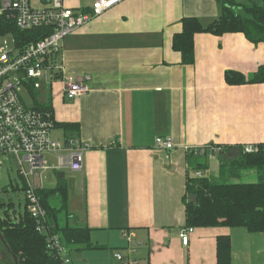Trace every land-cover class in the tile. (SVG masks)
Here are the masks:
<instances>
[{
	"label": "crops",
	"instance_id": "crops-1",
	"mask_svg": "<svg viewBox=\"0 0 264 264\" xmlns=\"http://www.w3.org/2000/svg\"><path fill=\"white\" fill-rule=\"evenodd\" d=\"M91 2L62 0L78 11ZM220 13L221 0H122L61 42L63 76L83 81L86 94L66 98L59 76L38 90L27 87L34 105L52 115L54 140L73 136L88 145L82 169L49 170L56 181L46 187L65 185L69 216L60 223L87 227L97 246H72L70 264H121L114 253L127 255L124 232L133 234L137 264H217L219 236L231 239V264H264V232L218 225L193 227L186 245L179 237L187 226L189 155L207 162L202 175L230 183L258 179L255 169L236 171L231 162L244 145L264 144V82L230 85L224 72L253 74L264 62L263 43L241 32H198L192 63L172 48L183 17L205 27ZM158 136H169L173 148L155 146Z\"/></svg>",
	"mask_w": 264,
	"mask_h": 264
},
{
	"label": "built area",
	"instance_id": "built-area-1",
	"mask_svg": "<svg viewBox=\"0 0 264 264\" xmlns=\"http://www.w3.org/2000/svg\"><path fill=\"white\" fill-rule=\"evenodd\" d=\"M121 1L92 0L88 10L78 11L65 6L62 0H48V4L41 8L34 7L30 0H0V22L10 23L20 31L33 28L50 30L44 38L28 44L12 32L0 33V172L6 160L16 164L18 176L24 184L25 210L32 218L36 232L45 237L47 252L57 260V264H70L71 260L59 235L53 231V224L47 220L38 191L44 187L43 173L47 170L80 171L83 152L88 145L73 136L63 141L54 140L51 137L55 127L52 115L35 105L26 104L21 97V89L31 86L38 90L59 76L66 98L74 99L86 94L89 87L83 81L63 76L64 66L59 58L61 42L79 26ZM154 142L155 146L165 150L174 146L169 136H158ZM256 150L257 146L253 144L243 146L244 152ZM49 157L53 164H48ZM194 175L200 177L202 171L198 170ZM192 230L190 226L180 230L182 244H187ZM123 235L127 242V255L116 251L114 256L121 264H137L131 256L135 251L133 234L124 232Z\"/></svg>",
	"mask_w": 264,
	"mask_h": 264
},
{
	"label": "trees",
	"instance_id": "trees-1",
	"mask_svg": "<svg viewBox=\"0 0 264 264\" xmlns=\"http://www.w3.org/2000/svg\"><path fill=\"white\" fill-rule=\"evenodd\" d=\"M182 28L174 34L172 48L182 55L183 63L193 62V36L198 32H210L221 35L227 32H241L252 43H263L264 46V0H221V13L205 27L197 18L186 16L181 19ZM12 34L25 44L44 38L50 33L47 28H33L20 31L10 23L0 22V33ZM18 39V40H19ZM224 80L227 84L262 83L264 82V62L250 76L240 72L226 70ZM36 108L42 110L41 107ZM56 125V123H55ZM65 130H73V123L57 124ZM232 168L237 170L253 168L258 173L255 183H230L218 180L209 175L196 177L194 172L206 171L208 164L198 157L189 155V173L187 175L184 203L186 225L191 227H210L224 225L243 227L248 232H264V144L257 150L244 152L243 147ZM221 167H224L221 165ZM192 172V174L190 173ZM21 180V179H20ZM22 181V180H21ZM13 187V186H12ZM24 190L15 186L13 191ZM47 212V220L53 224L57 233L69 250L77 245L78 250L97 248L89 239L87 227H72L60 223L67 214V195L64 184L55 188H42L38 191ZM56 199L57 204L52 203ZM0 202V206L3 207ZM8 205V204H7ZM10 203L8 206H12ZM0 216V234L10 253L17 257V264H57L46 249L45 237L35 230L32 218L25 210L10 217L7 210ZM12 264H14V260ZM0 264H7L0 261ZM217 264H231V239L229 236L217 238Z\"/></svg>",
	"mask_w": 264,
	"mask_h": 264
},
{
	"label": "rangeland",
	"instance_id": "rangeland-1",
	"mask_svg": "<svg viewBox=\"0 0 264 264\" xmlns=\"http://www.w3.org/2000/svg\"><path fill=\"white\" fill-rule=\"evenodd\" d=\"M21 97L26 104L34 105L33 101L35 97L29 95L26 86H23L21 89ZM36 98L39 99L38 96H36ZM40 99H42V96ZM47 162L48 164H53L54 161L51 157H49L47 158ZM43 177L45 179V187H52L55 184V174L52 171H45L43 173ZM20 179L21 178L17 173L16 164L13 161L6 160L0 172V202L4 204L3 207L0 206L1 217L5 215V210H7L8 214L12 218L14 216V211L16 213L23 211L24 195L21 190L13 191L15 186H18L19 188L22 187V182ZM10 203H13V205L8 206ZM11 259L13 258L10 256V254L6 252V249L2 245H0V261H3L7 264H12Z\"/></svg>",
	"mask_w": 264,
	"mask_h": 264
},
{
	"label": "water",
	"instance_id": "water-1",
	"mask_svg": "<svg viewBox=\"0 0 264 264\" xmlns=\"http://www.w3.org/2000/svg\"><path fill=\"white\" fill-rule=\"evenodd\" d=\"M0 241L3 243V245H4L5 248L7 249L8 253L10 254V256L13 258V260H14V264H17V257H16L14 254L10 253V250L6 247L5 242H4V239H3V237L1 236V234H0Z\"/></svg>",
	"mask_w": 264,
	"mask_h": 264
},
{
	"label": "bare ground",
	"instance_id": "bare-ground-1",
	"mask_svg": "<svg viewBox=\"0 0 264 264\" xmlns=\"http://www.w3.org/2000/svg\"><path fill=\"white\" fill-rule=\"evenodd\" d=\"M191 227V226H190ZM193 228V227H192ZM193 231V230H192ZM189 241V240H188Z\"/></svg>",
	"mask_w": 264,
	"mask_h": 264
}]
</instances>
